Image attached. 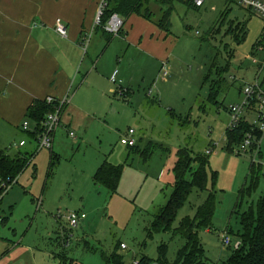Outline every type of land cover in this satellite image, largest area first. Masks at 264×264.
Listing matches in <instances>:
<instances>
[{
    "label": "rangeland",
    "instance_id": "374dc122",
    "mask_svg": "<svg viewBox=\"0 0 264 264\" xmlns=\"http://www.w3.org/2000/svg\"><path fill=\"white\" fill-rule=\"evenodd\" d=\"M148 5L152 24H159L167 7L156 0ZM133 20L138 22L133 17L129 26ZM169 20V32L149 37L151 49L125 46L120 63L111 55L116 49L105 46L96 75L101 85L72 93V105L77 102L79 110L72 130L79 141L67 139L68 131L60 128L54 150L59 157L52 169L50 151L35 152L33 138L0 118V154L14 158L19 150L11 147L22 140L31 144L27 149L34 154L0 202V264H105L113 253L126 264L145 257L157 264L163 244L173 263L185 245L177 234L181 223L195 220L211 193L212 225L199 231V239L208 264L229 261L233 250L223 247L222 236L227 233L233 245L241 243V218L250 213L257 218L264 194V132L258 147L236 154L233 150L239 148L230 144L227 111L245 102L241 90L257 79L264 87V20L236 0H207L202 9L177 0ZM145 26L138 22L133 32H146ZM163 63H168L167 77ZM116 71L130 96L120 95V86L110 81ZM215 84L222 87L213 103ZM255 109L245 114L252 125L258 119ZM130 131L134 149L121 144ZM253 131L247 136L256 143ZM182 149L193 157L213 150L208 156L209 189L193 190L172 231L150 238L155 217L174 193V168ZM105 162L123 167L116 194L93 180ZM255 165L261 166L259 180L252 175ZM71 212L86 215L77 228L67 219Z\"/></svg>",
    "mask_w": 264,
    "mask_h": 264
},
{
    "label": "crops",
    "instance_id": "0c3cea01",
    "mask_svg": "<svg viewBox=\"0 0 264 264\" xmlns=\"http://www.w3.org/2000/svg\"><path fill=\"white\" fill-rule=\"evenodd\" d=\"M102 1L0 0V118L14 122L21 130L22 123L27 119L28 109L36 101H45L48 98L59 101L68 96L70 104L65 108L61 127L68 131L67 139L79 141L78 138L72 139L69 136L70 132L75 133L72 130L73 115L79 112L77 102L74 103L75 106L72 105V93L101 85L96 75L102 64L105 46L106 49L110 46L116 49L111 55L120 63L126 52L125 46L151 49L149 37L157 33L161 38L170 30L163 29L160 23L154 25L152 20L134 14L125 20V27L120 35L111 36L101 26L96 25ZM148 4L149 1L146 5L150 10ZM164 7H167V10L162 12L161 20L170 9V6ZM151 13L153 19V12ZM133 17L142 25H146V32H133L138 23L133 20L132 24L128 25ZM58 19L62 20L67 28L66 38L60 37L55 31ZM150 24L153 27L147 30ZM117 37H120L119 40H116ZM165 64L168 63H163L162 69ZM120 74L119 72L117 80ZM256 82L259 83L258 79ZM119 90L122 91L120 95L125 93L123 97L131 95L121 84ZM241 93L243 94L242 90ZM126 101L129 104L130 101ZM59 131L54 149L50 151L51 159L52 155L56 159L59 157L54 153ZM29 144L27 142L20 148L18 154L22 153L33 159L34 154H30L27 149L31 145ZM33 149L35 152L39 151L38 147L34 146ZM6 263L9 262L6 260Z\"/></svg>",
    "mask_w": 264,
    "mask_h": 264
},
{
    "label": "trees",
    "instance_id": "16d2710c",
    "mask_svg": "<svg viewBox=\"0 0 264 264\" xmlns=\"http://www.w3.org/2000/svg\"><path fill=\"white\" fill-rule=\"evenodd\" d=\"M149 0H109L104 16L102 18V28L106 25L113 14L119 15L124 21L134 14L140 15L147 20H152L151 11L144 7ZM177 0H156L161 6H170L160 22V26L170 28V14L172 6ZM194 5V0H189ZM243 27L242 39H245L247 30ZM167 30V29H166ZM168 31V30H167ZM237 40L241 41L239 34ZM220 84H215L211 88L210 100L215 103L217 96L221 92ZM125 94V93H123ZM127 102V101H126ZM54 111V107L46 103V101H36L29 109L27 118L42 126L46 116ZM254 130V131H253ZM253 131L257 139L254 148L258 147L263 137V132L258 130L254 125L244 120L239 128L229 133L230 144L237 143L240 146L247 137V134ZM34 138V135H30ZM134 149V148H133ZM253 149V148H252ZM234 152V150H233ZM209 155H199L193 157L187 150L182 149L177 154V161L174 168L175 189L168 204L160 210L155 217L153 230L149 232L148 237L152 238L154 233H167L172 231V225L186 203L189 195L193 190L198 192L208 191V167ZM32 159V157H31ZM51 169L54 167L56 157L52 155ZM58 161V160H57ZM30 163V158L25 154L9 157L4 153L0 154V195L5 193L2 183H17L19 176ZM252 175L262 176L261 166L256 165L252 169ZM123 167H116L105 162L96 172L93 180L97 186L108 189L112 194L118 192L120 182L123 175ZM216 177V175H215ZM210 199L198 210L195 220L187 219L180 225L177 232L178 235L185 240L184 247L177 253L176 259L171 263L168 259V246L163 244L158 249L157 264H208L205 257L201 241L199 239V231L203 228L209 229L212 225V218L215 212V200ZM257 218L253 213L245 214L241 218L242 233L240 234V247L233 250V254L229 261L224 264H264V194L258 204ZM69 239V236L67 237ZM66 239V240H67ZM105 264H126L123 257L117 253H113L109 259H104ZM149 258H142L137 264H152Z\"/></svg>",
    "mask_w": 264,
    "mask_h": 264
},
{
    "label": "built area",
    "instance_id": "2783aa9c",
    "mask_svg": "<svg viewBox=\"0 0 264 264\" xmlns=\"http://www.w3.org/2000/svg\"><path fill=\"white\" fill-rule=\"evenodd\" d=\"M108 1L109 0H103L100 5V10L96 19L97 26L102 25V18L107 8ZM206 1L207 0H194V7L196 9H202L205 6ZM236 1L239 6L257 13L264 20V0ZM124 27L125 21L119 15L113 14L106 23V25L103 27V29L107 34L111 36H118L123 31ZM55 31L60 37H67V28L63 21L60 19L56 21ZM163 73L164 77H167L169 74L167 64L164 65ZM118 74V71L113 74V76L111 77V82L115 85L120 86V83H118L117 80ZM243 95L245 98V102L243 104H236L230 106L228 109L231 119L229 131L236 130L237 128H239L240 124L244 120H246L245 114L248 109L253 111L256 108L255 111L258 114V119L253 125L260 131L264 132V89L262 88V85L256 82L254 85L247 86L243 90ZM45 101L48 105L54 107V111L46 116V119L43 122L42 126H38V124L30 120V118H27L22 123L21 130L29 136L34 135L33 139L37 143L38 150L44 149L47 151H53L55 138L61 128L62 117L65 112V108L70 104V97L66 96L64 99L59 101L53 98H48ZM69 136L72 139L77 138L74 132H70ZM133 136L134 132L130 131L128 137L126 139L121 140V144L127 148L135 147L136 142ZM253 139L250 136H247L244 142L240 146H238L239 149L234 152L238 155H241L242 153L250 151V149L253 148L255 144V141ZM26 143V141H22L19 144H13L11 148L19 150L20 148L24 147ZM212 153L213 150L209 151L208 155H211ZM14 184H16V182L12 184L2 183V188H4L6 191L2 195H0V202L2 201L4 195L7 194L10 189L13 188ZM67 219L70 222V226L72 228H77L81 224V222L86 219V215L84 213L71 212L67 215ZM69 240L70 237L66 240L67 245L69 243ZM222 243L224 248L237 250L240 247V243L233 245V242L227 233L226 235L222 236ZM122 248L124 249L125 246H122Z\"/></svg>",
    "mask_w": 264,
    "mask_h": 264
},
{
    "label": "bare ground",
    "instance_id": "6f19581e",
    "mask_svg": "<svg viewBox=\"0 0 264 264\" xmlns=\"http://www.w3.org/2000/svg\"><path fill=\"white\" fill-rule=\"evenodd\" d=\"M52 152V151H51Z\"/></svg>",
    "mask_w": 264,
    "mask_h": 264
}]
</instances>
